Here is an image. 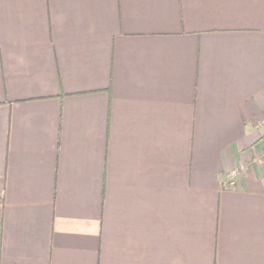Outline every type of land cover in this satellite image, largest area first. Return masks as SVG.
Segmentation results:
<instances>
[{"label":"crops","instance_id":"obj_1","mask_svg":"<svg viewBox=\"0 0 264 264\" xmlns=\"http://www.w3.org/2000/svg\"><path fill=\"white\" fill-rule=\"evenodd\" d=\"M0 200V264H264V0H0Z\"/></svg>","mask_w":264,"mask_h":264},{"label":"built area","instance_id":"obj_2","mask_svg":"<svg viewBox=\"0 0 264 264\" xmlns=\"http://www.w3.org/2000/svg\"><path fill=\"white\" fill-rule=\"evenodd\" d=\"M238 175V170L235 168L231 171V173L228 176V179L226 180V183L230 186L234 185L236 183V176ZM3 208V203L0 200V212Z\"/></svg>","mask_w":264,"mask_h":264},{"label":"rangeland","instance_id":"obj_3","mask_svg":"<svg viewBox=\"0 0 264 264\" xmlns=\"http://www.w3.org/2000/svg\"><path fill=\"white\" fill-rule=\"evenodd\" d=\"M237 169V168H236ZM238 170V169H237ZM238 173H239V170H238ZM229 176V175H228ZM228 178H226V180H227Z\"/></svg>","mask_w":264,"mask_h":264}]
</instances>
